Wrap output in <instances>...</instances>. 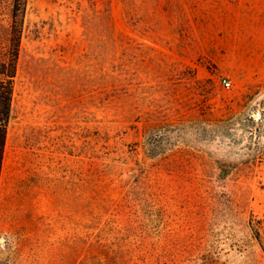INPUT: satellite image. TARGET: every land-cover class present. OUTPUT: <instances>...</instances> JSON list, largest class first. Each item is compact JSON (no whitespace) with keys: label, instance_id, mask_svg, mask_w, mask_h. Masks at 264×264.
<instances>
[{"label":"rangeland","instance_id":"1","mask_svg":"<svg viewBox=\"0 0 264 264\" xmlns=\"http://www.w3.org/2000/svg\"><path fill=\"white\" fill-rule=\"evenodd\" d=\"M11 87L0 264H264V0H27Z\"/></svg>","mask_w":264,"mask_h":264},{"label":"trees","instance_id":"2","mask_svg":"<svg viewBox=\"0 0 264 264\" xmlns=\"http://www.w3.org/2000/svg\"><path fill=\"white\" fill-rule=\"evenodd\" d=\"M27 0H11L8 10L9 22L4 42H0V167L9 119V100L12 81L16 75L21 34Z\"/></svg>","mask_w":264,"mask_h":264},{"label":"crops","instance_id":"3","mask_svg":"<svg viewBox=\"0 0 264 264\" xmlns=\"http://www.w3.org/2000/svg\"><path fill=\"white\" fill-rule=\"evenodd\" d=\"M26 153L25 150H20L16 147H12V144L8 140V133L6 135V141H5V148H4V156H3V164H2V171L1 175H3V172L5 171V163H7V158L12 159H20L23 157V154ZM14 164H17L14 162ZM20 165V164H19ZM21 166V165H20ZM23 195L21 192L17 193L12 192L10 190H6L5 188L3 190H0V232L5 233L7 227H8V221H10V212L12 210L11 205L14 203L12 198H14L16 202L17 211L22 212V199ZM13 211H16V209H13Z\"/></svg>","mask_w":264,"mask_h":264},{"label":"built area","instance_id":"4","mask_svg":"<svg viewBox=\"0 0 264 264\" xmlns=\"http://www.w3.org/2000/svg\"><path fill=\"white\" fill-rule=\"evenodd\" d=\"M221 82H222V84H223V86H225V87H230V81H228L227 79H225V78H223L222 80H221ZM5 241L3 238H0V241Z\"/></svg>","mask_w":264,"mask_h":264}]
</instances>
